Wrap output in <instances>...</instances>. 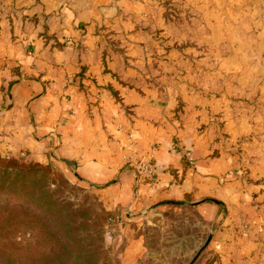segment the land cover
Segmentation results:
<instances>
[{"label": "rangeland", "instance_id": "1", "mask_svg": "<svg viewBox=\"0 0 264 264\" xmlns=\"http://www.w3.org/2000/svg\"><path fill=\"white\" fill-rule=\"evenodd\" d=\"M130 1L139 4L132 15L108 18L96 31L104 56L116 58L128 79L178 94H172L174 117L191 95L193 131L202 141L193 139V152L187 148L182 160L189 168L186 154L193 159V178L207 157H227L229 169L208 192L193 186L182 200L145 206L143 184L160 171H140L138 163H154L136 159L127 163L130 201L113 206L109 189L119 177L83 181L59 162L0 149L1 159L38 171L28 186L55 205L52 215L32 200L0 197V264H189L205 245L191 264H264V0ZM102 65L115 85L123 81L106 57ZM8 89L2 111L12 106ZM0 171L18 170L0 165ZM187 172H174L175 183ZM226 187L249 192V204L239 193L224 194ZM202 200L214 206L213 217L198 207Z\"/></svg>", "mask_w": 264, "mask_h": 264}, {"label": "crops", "instance_id": "2", "mask_svg": "<svg viewBox=\"0 0 264 264\" xmlns=\"http://www.w3.org/2000/svg\"><path fill=\"white\" fill-rule=\"evenodd\" d=\"M138 6L130 0H0V104L8 87L12 100L11 107L0 108V149L59 162L83 181L102 184L119 177L109 189L113 206L130 201L134 179L127 163L136 159H149L160 171L143 184L145 206L182 200L193 195V186L208 192L230 166L223 155L200 159L193 178V159L189 168L182 160L187 148L193 152V139L202 141L193 131L191 95L185 111L174 117L172 97L178 94L128 79L116 58L104 56L96 34L101 22L132 15ZM123 25L130 28L129 21ZM104 57L121 83L104 72ZM180 171L189 172L175 183ZM223 189L232 198L239 193ZM248 193H239L246 205ZM204 200L198 207L213 217L214 206Z\"/></svg>", "mask_w": 264, "mask_h": 264}, {"label": "trees", "instance_id": "3", "mask_svg": "<svg viewBox=\"0 0 264 264\" xmlns=\"http://www.w3.org/2000/svg\"><path fill=\"white\" fill-rule=\"evenodd\" d=\"M0 165L4 168H14L18 171H0V197L3 196L7 202L14 201L21 204L25 200H32L36 207L51 213H55V205L52 202H46L41 192L33 193L28 186L34 180V175L38 171H28L32 167L18 162L16 159H1ZM43 192V191H42ZM38 194V195H37ZM43 196V197H42ZM112 217L108 221H113Z\"/></svg>", "mask_w": 264, "mask_h": 264}, {"label": "built area", "instance_id": "4", "mask_svg": "<svg viewBox=\"0 0 264 264\" xmlns=\"http://www.w3.org/2000/svg\"><path fill=\"white\" fill-rule=\"evenodd\" d=\"M186 155H187V160H189V163L191 164V157H188L189 153H187ZM138 164H139V168L141 169L140 171H156L158 169V167L152 164L148 165L142 162Z\"/></svg>", "mask_w": 264, "mask_h": 264}, {"label": "water", "instance_id": "5", "mask_svg": "<svg viewBox=\"0 0 264 264\" xmlns=\"http://www.w3.org/2000/svg\"><path fill=\"white\" fill-rule=\"evenodd\" d=\"M207 243H208V241H207ZM205 246H206V245H205ZM205 246H204V247H205ZM204 247H202V248L196 253V255H195L194 258L190 261L189 264L192 263V261L197 257V255L199 254V252H200Z\"/></svg>", "mask_w": 264, "mask_h": 264}]
</instances>
